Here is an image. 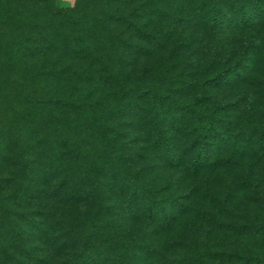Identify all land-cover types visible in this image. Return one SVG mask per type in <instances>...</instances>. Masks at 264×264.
<instances>
[{
  "label": "trees",
  "instance_id": "obj_1",
  "mask_svg": "<svg viewBox=\"0 0 264 264\" xmlns=\"http://www.w3.org/2000/svg\"><path fill=\"white\" fill-rule=\"evenodd\" d=\"M19 1L45 3L55 16H65L67 29L71 28L80 38L77 40L79 47L76 55L86 61L77 68L69 63L59 67L64 76L69 75L72 70L80 74L77 88L66 99L49 98L38 93L36 87L29 91L25 89L31 83L28 80L21 84V91L10 93L11 85L15 84V79L9 72L13 66L7 63L4 67L1 93L2 96L9 97L6 106L9 107V120L12 124L7 131V150L3 146L4 140L0 138V160H9L8 148L17 138L15 135V138L11 136L13 126L18 131L17 135L26 137V144L33 139H40L50 146L58 142L59 147L52 145L46 149L48 163H39L44 170L36 174L35 178H29L28 181L23 177L17 178L4 197L0 192V213H9L11 199L19 208L26 207L25 204L36 197V192L42 191L47 185L51 192L53 190L52 197L62 199L61 201L66 199V204L75 207L93 199L94 190L92 192L89 189L84 193L85 182L74 181L73 178L79 171L82 173L81 178L87 179L93 170L92 162H97L95 171L100 174L92 180L95 181V186H99L102 176L109 181L106 182L108 190L103 194L95 192L97 196L93 199L91 212L77 211L80 221L71 242L72 246L77 247V251L64 264H264L263 244L257 251L243 252L221 247L209 248L204 252L194 248L189 254L180 257L162 254L155 259L153 253L156 249L152 242L127 243L119 236L121 228L116 226L117 221L123 219L121 207L124 215L131 219L144 218L168 230L186 214L198 210L203 215L204 211L213 215L214 212L226 209L234 200L239 182L236 177L230 176V172L240 169L246 160L254 163L264 158V116L259 119V122L262 121L261 125L254 124V121L258 122L255 119L256 102L259 99L264 101V57L262 63H257V53L264 50V35L262 40L251 39L249 47L235 61L228 59L227 63L216 70L213 66L205 65L207 72L200 77L192 72L187 78H174L168 69L162 76L154 72L149 77L143 76L132 81V73L120 53L113 46H103L107 43L105 34L100 31L99 24L81 9L59 8L54 0ZM190 2L193 5L190 14L186 16L185 9L189 5L187 0H168L179 20L190 22V27L193 22L198 23L214 34H225L236 28L241 31L253 27L256 29L264 22V0ZM152 5L160 11L166 9L164 0H154ZM172 32L171 29L161 27L159 31L141 32V35L150 41L162 43L163 38L173 37ZM185 45V42L178 40L174 49L177 52L179 47ZM67 46L77 47L75 43ZM84 74H88V78H83ZM94 74L97 82L91 89L93 95L97 91L100 94L107 91L104 96L101 95V99L90 104L88 99L91 95L85 90L82 79L91 81ZM249 85L256 89L251 100L246 96ZM118 94L121 95L117 96ZM109 100L115 103L110 104ZM76 117L85 121L86 128L78 124L80 121L74 122H77ZM114 121L118 124L125 122L128 128L146 129L147 140L154 148L155 157L163 165L185 169L192 178H198L209 170H223L225 200H222L219 190L212 183L206 184L198 194L196 186L190 188L189 192L180 193L177 182H169L167 185L149 182L144 177V172L150 163L139 170L130 168V172L117 160L108 156L103 158L100 151L92 150L84 144V133L89 132V125L90 128L94 127V131L97 128L111 131L115 129ZM255 130L262 133V140H258L256 144L253 141ZM26 144L24 148L30 150ZM34 153L30 150V159L23 164V168L31 170V166H35L36 160L32 156ZM65 157L69 160L65 161ZM125 173L128 174L127 180L123 178ZM242 184L250 185L257 193L260 209L256 211L251 229L264 238L262 182L258 180L255 184L250 174ZM30 190L33 191L30 193ZM115 192L119 193L116 194L119 201L105 206L103 200L112 197ZM39 201L38 206L42 204V199ZM38 208L35 210L40 213L38 218L32 212L22 216L26 225L34 226L40 232L43 231V226L53 221L59 211V217L63 219L68 214L66 206ZM23 234L26 236L24 239ZM29 237L28 231L16 234L14 253L8 250L9 245L7 246L4 238H0V251L6 255L4 264H36L35 261L25 260L35 250L27 243ZM65 240L68 242V239ZM116 247H119L118 254ZM137 250L143 251V255L139 256ZM111 257H114L113 261Z\"/></svg>",
  "mask_w": 264,
  "mask_h": 264
},
{
  "label": "rangeland",
  "instance_id": "obj_2",
  "mask_svg": "<svg viewBox=\"0 0 264 264\" xmlns=\"http://www.w3.org/2000/svg\"><path fill=\"white\" fill-rule=\"evenodd\" d=\"M54 1L59 8L81 9L85 15L90 16L93 21L99 24V29L105 34L107 42L103 46H113L120 53L124 63L132 73V81H137V78L143 76L149 77L154 72L156 75L162 76L168 69L174 78H187L192 72L200 77L207 72L205 65L213 66V69L216 70V68L227 63L228 59L235 61L249 47L248 44L250 45L251 39L262 40L264 35V22L259 24L256 29L253 27L241 31L236 28L227 31L225 34H214L195 22L190 27V22L186 23V21H181L175 16L168 0H164L167 10L163 11L152 5L154 0ZM187 2L189 5L185 9L186 16L190 14V8L193 5L190 0ZM66 21L65 16L52 14L45 3L0 0V138L5 142L3 143L4 148L7 145V131L12 124L9 120V107L6 106L9 97L2 96L1 93V89H3L1 80L7 63L12 64L13 67L9 72L15 79L14 86L11 85V91L8 90L10 93L21 91V84L28 80L31 83L25 89L32 91L36 87L38 93L49 98L60 99L63 97L66 99L78 86L79 73L72 70L69 75L64 76L59 71V67L66 66L68 63L77 68L86 61L76 55L79 47L77 40L80 38L71 28L67 29ZM161 27L166 30H173V37L163 38L162 43H156L141 35V32L159 31ZM178 40L185 42L186 45L179 47V51L176 52L177 49L175 50L174 47ZM72 43H75L77 47L67 46L72 45ZM257 55V63L260 64L263 62L264 50L259 51ZM113 58L114 56L111 57V59ZM91 76L90 74L89 77ZM93 76L91 81L82 79L85 82V90L90 92L88 95H91L88 99L90 104L98 101L96 99H101V95L104 96L107 91L102 94L97 91L93 95L91 89L97 82L96 75ZM83 78H88V74H84ZM255 90L252 85H249L246 96L250 100L253 98ZM119 95L121 94L117 96ZM110 102V104L115 103ZM255 109L257 110L255 119L258 122L254 121V124L261 125L262 121L259 122V119L262 115L264 116V101L259 99ZM75 119H77V122L74 120L75 123L80 121L78 124L86 128L85 121H81L80 117ZM127 125L125 122L118 124L114 121L115 129L111 131L101 130L102 128H97L94 131V127L90 128L89 125V132L84 133V144L92 150L100 151L103 158L108 156L110 159L117 160L127 171H130V168H133L134 171L139 170L150 163L144 172L146 173L144 177L146 176V180L149 182L159 185L177 182L176 186L180 193L189 192L190 188L196 186L198 194L206 184L212 183L219 190L222 200H225V185L222 177L225 173L223 170L217 172L209 170L198 178H192L185 169H173L163 165L162 161H157L155 157L154 148L147 140L146 129L128 128ZM12 130L11 136L14 137L15 135L17 138L14 137V142L8 148L9 160H0V192L2 197L10 192L17 178L23 177L28 181L29 178L33 179L36 174H40L44 170L40 164L48 163L47 159H49L46 149L51 148L52 145L59 147L58 142L50 146L40 139H33L26 144L24 142L26 137L21 134L17 135L18 131L14 126ZM258 140H262V133L255 130L254 144ZM25 144L32 152H35L32 156L34 155L36 163L35 166H31V170L23 168V164L30 159V150L24 148ZM64 160L68 161L69 158L65 157ZM102 162L106 163L105 159H102ZM91 165L93 170L90 177L83 179L81 178L82 173L78 171L73 180H78V182L83 180L85 182L83 184L84 193L88 192L89 189L92 192L94 190L92 198L95 200L97 196L95 192L102 194L106 192L108 190L106 182L109 181L101 176L100 185L95 186V181L93 182L92 178L99 176L100 172L95 171L97 162H92ZM250 174L255 184L258 180L262 182L261 186L264 189V158L254 163L246 160L240 169H234L230 172V176L237 178L239 189L234 200L226 209L220 210L218 213L214 212L213 215L206 214L204 210L203 215L201 211L197 210L195 213H189L179 218L178 222L168 230H165L158 223L150 222L144 218L131 219L124 215L121 207L120 213L123 219L118 218L119 221L116 223V226L121 228L119 236L127 243L152 242L156 249L153 253L155 259H158L162 254L180 257L189 254L194 248L204 250V252L209 248L221 247L239 249L243 252L257 251L261 244L264 245V238L261 234L256 235L251 228L256 211L260 209V204L254 189L250 185L244 186L242 184ZM127 176L128 174L125 173L123 178L127 180ZM50 189L47 185L45 189H42L43 192H36V197H32L24 208L14 205L13 199H11L10 203L13 207L9 206V213H0V238H4L11 253L16 252L14 251L16 234L23 231L30 233L27 243L35 250H32L33 253L30 256H26L27 262L64 264L69 258L74 257L77 247L72 246L71 242L74 240L73 236L80 221V215L77 211L91 212L93 210L94 201L91 198L75 207L66 204V199L61 201L62 199L58 200V198L52 197L53 190L51 192ZM32 191L30 190V193ZM116 194L119 195L115 192L112 197L104 199V205L110 206L118 202ZM39 199H42V204L39 206H49L50 208L52 206L53 208L54 206L57 208L66 206L68 208L66 209L68 214L65 215L64 219L59 217V211L53 221L48 223L49 225L42 227L43 231L41 232L34 226L26 225L22 216L32 212L38 218L40 213L38 214L35 210L39 209L37 204L41 202ZM24 237L26 238L23 234V239ZM65 239H68V242ZM116 248V254H118L119 247ZM137 251L139 256L143 255V251ZM5 257V252L0 251V264L6 262ZM111 260L113 261L114 257H111Z\"/></svg>",
  "mask_w": 264,
  "mask_h": 264
}]
</instances>
